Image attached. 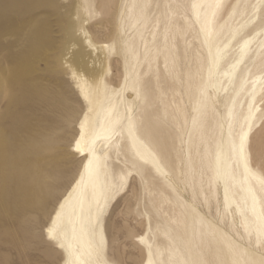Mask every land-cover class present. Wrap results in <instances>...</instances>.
<instances>
[{
    "label": "bare ground",
    "instance_id": "6f19581e",
    "mask_svg": "<svg viewBox=\"0 0 264 264\" xmlns=\"http://www.w3.org/2000/svg\"><path fill=\"white\" fill-rule=\"evenodd\" d=\"M94 2L93 15L98 16L99 6L105 9L104 17L87 28L83 25L89 23L86 11L78 6L77 21L68 31V49L65 52L68 60H58L59 68L72 81L71 90L76 100L83 102L89 110L77 119L71 113L70 123L74 125L69 143L66 144L62 138L59 145H44L42 137L45 133H40L44 129L36 110L32 112L35 114V117L32 116L35 134L32 136L29 126L23 125L25 119L17 109L26 99L28 86L19 66H12L8 78L0 81V93H14L12 108L0 111L1 208L13 218L20 233L24 230L23 221L28 220L26 217L29 218L35 210H38L39 216L41 214L40 218L51 215L54 235L42 237L41 242L51 246L50 254L55 251L54 246L66 252L62 264H67L70 251L74 253L73 264H102L106 261L98 246L105 240L103 212L109 200L115 197L118 187L131 174L130 164H134L140 173L150 168L180 197L145 123L143 105L146 94L141 90L148 74L157 80L163 70L169 72L168 69L176 66V32L180 36L189 32L194 34L204 53L197 57L204 80L192 109L196 115L201 111H216L218 117L212 126L214 129L218 127L219 131L210 132V125L201 115L194 138L190 142L188 140L187 147L202 158L204 182L197 178V192L201 187L209 186L214 193L218 190L220 212L227 218L231 232L201 217L193 204L180 197L183 211L174 209L168 220L175 226L177 236H185L182 241L187 258L175 247L164 251L152 244L143 233L135 237L144 247L142 264H223L224 261L260 264L264 260V179L251 166L247 139L257 115L258 106L253 103L261 98L264 79L261 80L259 74L246 77L252 53L245 37L235 38L238 34L235 28L239 25L223 35L230 20V11L236 8V3L192 0L189 17L184 12L181 15L176 13V0H128L121 16L109 29L106 23L109 21L111 0ZM151 11L157 16L148 37L141 42L139 32L148 23ZM129 27L135 28V36L126 34ZM102 31H108L109 41H95L94 38ZM118 54L128 81L127 93L135 95V98L139 91L141 93V104L136 113L131 100L127 101L128 114L123 112L124 91L121 84L115 87L109 82L112 57ZM258 59L253 60L256 66L260 61ZM185 92L189 96L188 83ZM162 96V104L166 108V96L163 93ZM180 110L185 120V111ZM171 118L174 117L171 115ZM51 127L49 124L45 128ZM77 142L80 149H77ZM178 150H174L175 155ZM192 164L195 165L193 158L185 168L191 192L195 187ZM121 177L124 179L121 180ZM40 201V206H36ZM44 201H48V206L44 207ZM51 204L55 205L53 211H50ZM6 231L9 232V229ZM188 236L191 239L189 245L186 241ZM20 238L15 239V246L23 240ZM215 249L222 251L224 261L215 259Z\"/></svg>",
    "mask_w": 264,
    "mask_h": 264
},
{
    "label": "rangeland",
    "instance_id": "374dc122",
    "mask_svg": "<svg viewBox=\"0 0 264 264\" xmlns=\"http://www.w3.org/2000/svg\"><path fill=\"white\" fill-rule=\"evenodd\" d=\"M191 1L176 0V13L181 15L184 12L191 17L189 11ZM228 2L232 5L236 3V8L230 11V20L223 35H227L235 25H239L235 28L238 32L235 38L245 37L252 53V61L247 66L246 77L259 74L263 80L264 0H227ZM94 3V0H0V81L8 78L12 66L20 67L24 74L23 79L28 86V93L25 96L27 100L25 99L21 107L17 109L25 119L22 124L25 127L29 126L30 134L33 136L36 132H34L36 128L33 127L34 111L36 110L41 128L46 131L43 132L42 129L40 131L41 134L45 133L42 143L49 147L59 145L58 142L62 138L66 144L71 141L74 125V123H70L71 113L74 119H77L83 112H89L83 102L76 100V95L71 90L72 81L59 68L58 60L62 59V62L68 60L65 56L68 49V31L77 21L78 6L83 7L86 11L89 23L86 22L83 25L87 28L104 17L105 9L99 6H97L100 11L98 16L93 15ZM127 3L128 0H111L109 21L106 23L109 29L114 20L119 19L121 11ZM100 14L101 16H99ZM156 16L154 11L150 12L148 23L139 32L141 42L145 37H148ZM256 28H258L257 31H255ZM126 34L135 36V28L129 27ZM178 35L176 32L174 40L176 42V58H174L176 66L168 69L169 72L163 70L161 77L157 80L152 77V74H148L144 79L141 92L146 94L143 114L145 123L150 130V136L157 143V149L173 178L175 189L183 200L192 204L190 178L185 171L186 164L188 161L191 162L192 158L195 161V165L192 164V174L196 191L197 178L204 182L205 172L201 165L202 158L187 146L194 138L196 125H198L201 115L210 125V132L218 133L219 128L214 129V125L212 126L218 114L216 111L203 113L201 111L199 115H196L193 111L194 99L204 80V73L199 67L197 57L198 54L204 55V53L196 38L193 37L194 34L186 32L183 36L179 35V37ZM94 39L97 42H107L110 40V35L108 31H102ZM114 56L111 61L110 74L112 73V75L109 82L115 87L121 84V90L124 91L121 103L123 112L128 114L127 101L131 100L134 102V113H136L141 104V93L139 91L136 98L135 95L131 94L130 96V93H127L128 81L124 76L122 58L119 54ZM257 58L260 61L256 66L253 64V60ZM187 83L189 96L185 92ZM162 93L166 96V108L162 104ZM33 95L34 98H32ZM13 96L14 93H0V111L12 108L11 99ZM253 105L258 107L256 108V119L248 134V155L252 168L264 179V141L261 140V138L264 140V87L261 91V98ZM181 108L185 111V120L181 115ZM32 112L34 113L32 114ZM171 115L174 118H171ZM175 121L177 122L175 123ZM49 124L52 127L45 128ZM104 148H107L106 145ZM175 149H179L177 155L174 154ZM177 167H179V171H177ZM129 168L132 170L131 174L127 177L126 182L118 187V192L116 191L115 197L109 200L103 212L105 240L98 246L99 252L102 253L106 261L102 264H142L144 247L135 240V237L143 233L152 244L158 245L164 251H167L169 247H175V250L178 248L187 258L184 241H182L185 236H177L175 226L168 220L174 209L183 211L182 199L176 196L168 183L150 168L145 169L142 173L134 164H130ZM41 201L36 203V206H40ZM43 204H45L44 207L48 206V201H44ZM51 206L52 210L50 211H53L55 205L51 204ZM3 210L0 205V264H62L65 261L66 252L62 248L54 246L55 251L50 254L51 246H45L41 242V238L46 237L52 228L51 215L40 218L41 214L39 216L38 210H35L28 216L29 218L26 217L29 221L24 219L26 220L23 221L25 225L22 224V230H24H21L20 233L17 224L12 220L13 218ZM146 220L149 221L148 229ZM6 225L9 232L6 231ZM220 228L231 232L230 227ZM20 237L24 240L21 242L25 244L20 242L15 246V239L18 240ZM190 240L189 236L186 237L188 245ZM215 254V259L219 258L224 261L221 250L215 249Z\"/></svg>",
    "mask_w": 264,
    "mask_h": 264
},
{
    "label": "clouds",
    "instance_id": "9594fccd",
    "mask_svg": "<svg viewBox=\"0 0 264 264\" xmlns=\"http://www.w3.org/2000/svg\"><path fill=\"white\" fill-rule=\"evenodd\" d=\"M191 200L193 206L198 210L201 217L209 220L211 223H214L219 227H229L227 218L223 217L220 212L218 190L214 193L210 186L208 188L201 187L199 192L193 189L191 193ZM223 264H236V262L224 261ZM260 264H264V260L260 261Z\"/></svg>",
    "mask_w": 264,
    "mask_h": 264
},
{
    "label": "snow or ice",
    "instance_id": "6c2138e0",
    "mask_svg": "<svg viewBox=\"0 0 264 264\" xmlns=\"http://www.w3.org/2000/svg\"><path fill=\"white\" fill-rule=\"evenodd\" d=\"M83 126V125H82ZM77 149H80V143L79 142H77ZM124 178L123 177H121V180H123ZM49 235L50 236H52V235H54V232H53V230H49ZM69 248H71V245H69ZM73 255H74V253H72L71 251H70V253H69V260L67 261V264H73Z\"/></svg>",
    "mask_w": 264,
    "mask_h": 264
}]
</instances>
